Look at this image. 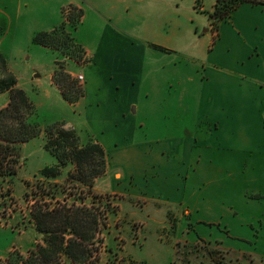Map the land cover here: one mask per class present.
Listing matches in <instances>:
<instances>
[{"label":"crops","instance_id":"1","mask_svg":"<svg viewBox=\"0 0 264 264\" xmlns=\"http://www.w3.org/2000/svg\"><path fill=\"white\" fill-rule=\"evenodd\" d=\"M257 1L219 19L217 0H28L22 17L29 25V52H52L55 65L46 75L35 67L21 77L8 61L9 68L19 88L26 91L24 78L47 102L64 101L88 120L87 142H99L106 152V173L94 190L143 200L146 220L164 227L168 215L190 214V167L204 157L205 165L214 162L201 150L220 153V160L237 157L264 165V0ZM68 8L81 13L73 38L90 61L76 72L66 63L73 78H85L75 103L65 100L54 82L64 58L32 43L36 33L60 27ZM20 18V9L10 17L15 25L8 36L14 40ZM0 53L6 55L2 43ZM0 97L6 99L3 109L10 99L8 93ZM192 118L195 124L187 126ZM149 130L160 138L136 141V131ZM49 157L42 154L38 171L56 165Z\"/></svg>","mask_w":264,"mask_h":264},{"label":"rangeland","instance_id":"2","mask_svg":"<svg viewBox=\"0 0 264 264\" xmlns=\"http://www.w3.org/2000/svg\"><path fill=\"white\" fill-rule=\"evenodd\" d=\"M26 1L0 0V44H3L4 55L17 76L21 77L35 67H40L46 75L55 65L53 57L57 55L48 54V51L36 52L35 49L29 52V25L22 17ZM19 9L21 18L14 40L12 34L8 36L11 26L15 25L10 17ZM69 9H64V22L60 27L65 25V32L73 38L70 18L79 12ZM80 20L79 17L76 26ZM67 42H60L61 51L52 49L64 58L58 61L56 71L62 67L67 74L64 77L67 76L69 81L62 80L69 95L70 88L72 92L78 90L83 94L84 84H80L78 76L73 78L68 73L66 63H70V72H76L79 66L84 67L90 61L86 59L83 48L76 43H73L75 47L70 42L67 45ZM21 86L35 106L33 121L42 129L65 123L68 128L76 130L85 142L83 145L87 143L88 120L81 119L71 108H67L64 101L60 106L47 102L26 84L24 78ZM175 100L172 106L176 108L177 96ZM5 103L6 99L0 97V109ZM190 105L195 108L197 104ZM194 124L193 118L187 121V126L193 127ZM136 133V141L160 138L159 134L150 130ZM181 136L186 137L185 133ZM45 141L46 136L42 134L23 144L18 163L3 165L14 167L16 173L0 176V264L11 253L19 252L28 258L39 245H44V235L38 232L34 221L37 208L52 212L65 206L86 208L100 219V233L94 246L96 252L87 264H264V165H253L237 157L234 161L224 157L220 160V153L212 156L211 151L201 150L208 158H214V162H208L206 166L207 158L204 157L202 164L206 166L205 171H202V164L190 167L186 208L190 214H170L168 225L163 227L146 220L141 209L143 200L126 201L118 195L99 194L94 188L90 191L77 182L68 181V175L76 172L72 164L62 169L57 179L42 177L40 173L44 168L38 171L42 154L45 152L48 158L51 155L44 148ZM196 154L200 156L199 148ZM62 184L63 189L56 187ZM65 261L63 258L62 264H69Z\"/></svg>","mask_w":264,"mask_h":264},{"label":"trees","instance_id":"3","mask_svg":"<svg viewBox=\"0 0 264 264\" xmlns=\"http://www.w3.org/2000/svg\"><path fill=\"white\" fill-rule=\"evenodd\" d=\"M245 2L261 3L257 0H217L214 16L219 19L226 18ZM79 17L81 18L80 12L70 18L73 31L78 26L75 24L79 22ZM65 27L64 25L52 32H38L34 35L32 43L58 51H61L62 47L60 42L69 41L74 46L75 41L65 32ZM58 69L54 82L63 98L70 103L77 102L82 93L78 90L72 92L73 89L70 88L69 95L62 80L69 81L67 76L64 77L67 74L63 72L62 67ZM5 93L9 94L10 100L8 105L0 110V176L16 173L14 167L7 168L3 165L17 164L21 146L45 134L44 148L55 157L57 165L44 168L41 176L57 179L61 176L62 169L72 164L76 172L68 175V181L72 180L90 191L93 190L97 179L106 173L104 148L95 140L82 145L76 130L68 128L65 123L42 129L33 121L35 106L28 94L18 87V80L9 68L7 57L0 53V95ZM56 187L63 189L64 185ZM34 221L38 232L44 235V245H39L28 258L19 252L11 253L3 264H62L63 258L66 259L65 263L87 264L94 257V246L100 233V219L93 211L66 206L52 212L37 208Z\"/></svg>","mask_w":264,"mask_h":264},{"label":"built area","instance_id":"4","mask_svg":"<svg viewBox=\"0 0 264 264\" xmlns=\"http://www.w3.org/2000/svg\"><path fill=\"white\" fill-rule=\"evenodd\" d=\"M86 59L89 60L88 56L86 55ZM89 63V62H88ZM78 81L80 82V84H84L85 82V78L83 75H78Z\"/></svg>","mask_w":264,"mask_h":264},{"label":"water","instance_id":"5","mask_svg":"<svg viewBox=\"0 0 264 264\" xmlns=\"http://www.w3.org/2000/svg\"><path fill=\"white\" fill-rule=\"evenodd\" d=\"M216 19V18H215Z\"/></svg>","mask_w":264,"mask_h":264}]
</instances>
